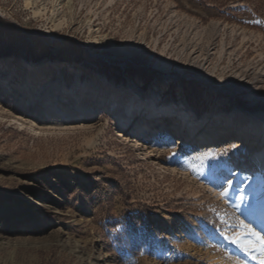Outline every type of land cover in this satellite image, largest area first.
<instances>
[{"label":"rangeland","instance_id":"1","mask_svg":"<svg viewBox=\"0 0 264 264\" xmlns=\"http://www.w3.org/2000/svg\"><path fill=\"white\" fill-rule=\"evenodd\" d=\"M131 89L231 131L121 120ZM255 116L264 0H0V264H261L258 185L227 186L254 175L231 125Z\"/></svg>","mask_w":264,"mask_h":264},{"label":"bare ground","instance_id":"2","mask_svg":"<svg viewBox=\"0 0 264 264\" xmlns=\"http://www.w3.org/2000/svg\"><path fill=\"white\" fill-rule=\"evenodd\" d=\"M56 61H57V59H53V60L47 59L44 61L43 66H45L47 63L54 65L56 63ZM152 90H157V88L154 87ZM152 90L144 98L142 97L143 103H140V104L139 103L136 104L137 101L134 100L136 97L140 96V93L137 89H131V91H133V92H130V94H128L126 97H122L124 104H128L127 105L128 107H127V109H124L121 113H119V114H122L121 120L130 118L131 112L135 109L134 107L137 106L140 109V113L144 114L146 117H153L161 109H162L161 113H163L164 115L171 114L173 112L174 113L178 112L181 116V119L185 120L182 123H178L180 125V127L182 128V130H186V133L184 135L185 137L192 138V136H195L197 133H202L205 130L211 131V133L213 135L224 137L225 134H221L223 131L224 132H230L231 131V130L225 129V127L230 126L229 118L235 117L233 112L228 111V112H224V113L218 115L217 117L216 116H213L211 118L204 117L203 119L196 121L193 119L194 117L192 118V116L190 115V111L185 110L184 107H182V108H180V106L176 107V105L175 104L173 105V103H168L165 105L159 101H156L155 99L150 98V95L152 94L151 93ZM99 95H100V93H97V95H96V89H92L90 91V93H88L87 98L89 100V99H91V97H94V96L98 97ZM105 95H106V93H102L103 102H104V104H107L110 102L111 96H110V98H107V97L104 98ZM116 96H117V94L114 95V97H112V99H117ZM75 107L78 108L79 106L75 105ZM78 109L82 112L83 115H86L87 113L89 114L92 112V110H90L88 108H78ZM58 111L60 112V114L64 115L63 108L59 107ZM222 115H225V121H223V122H222V120L219 119ZM255 117L256 118H244V117H242L239 120L240 123H238V124L232 123V125H231L233 130H234V131H232V132H234V133H232L233 136L250 137L252 139H256L255 143L257 144L258 149L254 150L250 154H247L246 160H245V161L252 162L251 167L253 169L251 170V172L254 175H253V177H247V173H249L247 171H249V168H245V167H243L239 171L233 170L235 172L233 174L234 177L228 179V185L227 186H230V188H234L233 185H234V183L237 182L236 180H238V182H242L243 184L248 185L250 183V178H252L253 185H258V188L256 190L259 192V196L257 198V206L262 207V210L258 211L257 214H259L261 217V220L264 221V146L261 145V140L264 139V116H255ZM257 118H260L261 120L258 122H255V120ZM117 123H120L119 118H118ZM197 126L200 128L195 129ZM136 143L138 144V142H136ZM140 144H143V142H141ZM209 164L212 167L211 168V174L219 172L218 168H220V169L223 168L225 170H228L231 168L226 164H222V162L219 158H216L214 161L210 162ZM216 165H218V166H216ZM248 197H250L249 194H248Z\"/></svg>","mask_w":264,"mask_h":264},{"label":"snow or ice","instance_id":"3","mask_svg":"<svg viewBox=\"0 0 264 264\" xmlns=\"http://www.w3.org/2000/svg\"><path fill=\"white\" fill-rule=\"evenodd\" d=\"M221 195L224 196L226 193L222 192ZM245 227L248 228V231L251 233V235L256 237L257 241L260 242L261 248L264 249V235H261L258 231H253L248 225H245ZM261 264H264V258L261 259Z\"/></svg>","mask_w":264,"mask_h":264}]
</instances>
